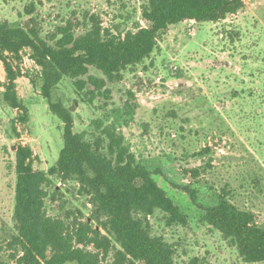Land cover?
Segmentation results:
<instances>
[{
	"label": "rangeland",
	"instance_id": "rangeland-1",
	"mask_svg": "<svg viewBox=\"0 0 264 264\" xmlns=\"http://www.w3.org/2000/svg\"><path fill=\"white\" fill-rule=\"evenodd\" d=\"M244 2L240 11L216 22L169 25L149 57L127 67L120 80L108 82L107 100L87 102L67 76L52 91V101L71 111L74 131L85 138L97 132L94 120L104 114L114 120L117 113V126L136 161L153 172L186 215L185 224H168L161 210L146 217L150 233L174 246V264H264L244 262L236 247L203 219L205 208L223 196L253 212L264 226V0ZM141 5L142 0H0V23L24 29L35 25L47 37L68 23L81 33L94 16L103 28L123 35L149 25ZM19 67L24 75L16 79V91L27 109L26 123L4 100L0 60V264H18L19 251L10 246L16 234L17 144L32 149V168L50 180L47 214L70 222L90 220L92 212L90 196L77 181H62L50 172L63 147V122L28 78L38 70L29 50ZM89 73L104 77L93 67ZM104 102L107 112L98 107ZM99 257L102 264H112L113 250Z\"/></svg>",
	"mask_w": 264,
	"mask_h": 264
},
{
	"label": "trees",
	"instance_id": "trees-1",
	"mask_svg": "<svg viewBox=\"0 0 264 264\" xmlns=\"http://www.w3.org/2000/svg\"><path fill=\"white\" fill-rule=\"evenodd\" d=\"M244 6V0H142L141 14L149 25L123 35L103 28L94 16L81 33L68 23L47 37H42L35 25L24 29L0 23L4 100L19 111L18 121L26 123L27 109L17 96L16 79L24 75L19 62L29 50L38 70L28 78L39 86L49 110L63 122V147L50 172L62 181H77L92 204L90 220L68 222L47 214L46 186L50 180L32 168V149L17 144L16 234L10 246L19 251L15 254L18 264H102L100 253L104 257L111 250L112 264H174V246L150 233L146 217L161 210L167 214L168 224H185L186 215L157 184L153 172L136 161L117 126V113L114 120L108 121L109 114L94 120L97 132L93 139L85 138L84 133L74 131L71 111L62 102L52 101V91L67 76L76 92L86 95L87 102L96 97L107 100L111 93L108 82L120 80L127 67L149 57L169 25L184 20L216 22ZM91 67L104 77L90 74ZM87 84L92 88L85 89ZM102 105L98 107L107 112L106 103ZM185 189L194 198V192ZM203 219L236 247L244 262L264 261V226L258 224L253 212L239 209L220 196L217 203L205 208Z\"/></svg>",
	"mask_w": 264,
	"mask_h": 264
}]
</instances>
